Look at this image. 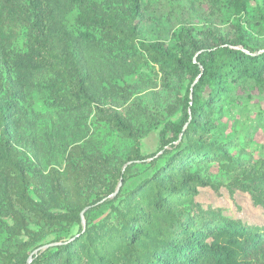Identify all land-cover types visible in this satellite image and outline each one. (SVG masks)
<instances>
[{"label":"trees","instance_id":"16d2710c","mask_svg":"<svg viewBox=\"0 0 264 264\" xmlns=\"http://www.w3.org/2000/svg\"><path fill=\"white\" fill-rule=\"evenodd\" d=\"M175 2L203 26L150 34L143 0H0V264H264V156L216 132L264 85V0ZM45 112L61 125L40 136Z\"/></svg>","mask_w":264,"mask_h":264},{"label":"rangeland","instance_id":"374dc122","mask_svg":"<svg viewBox=\"0 0 264 264\" xmlns=\"http://www.w3.org/2000/svg\"><path fill=\"white\" fill-rule=\"evenodd\" d=\"M145 3V15L143 17V24L145 25V31L148 33H154L155 36L166 34L172 25L183 22L187 19L192 25H201L204 23L205 16L204 11L200 10L196 6L198 3L193 2L191 7H196V10L190 8L181 12L180 8L175 5L177 0H143ZM194 1V0H193ZM181 12V14H180ZM152 33V34H153ZM144 94L143 96H145ZM148 99L147 97L145 98ZM225 111L217 124L216 132L220 135L222 141H229L237 139L240 142H249L252 151L246 153V157L252 158V160L261 159L264 156V122L260 120L262 114H264V85H259L251 81L241 85L236 92L232 95L230 102L224 106ZM30 119H35V115H31ZM175 119V118H174ZM34 121V120H33ZM60 118L56 113H47L40 115L39 117V135L49 134V128L55 130L61 124ZM159 130L151 132L144 137L140 142L141 153L145 156H150L157 152L160 147ZM169 135H167L168 137ZM231 154L236 155L237 150H232ZM49 164V158L42 160L41 166L47 167ZM58 162H52L49 167H54ZM137 180L131 183H136ZM223 191V190H222ZM225 193L224 191L222 192ZM200 201H213L225 203L230 207L232 211L235 208L232 206L230 200L224 197L222 202L216 201L210 191L204 190L198 197ZM235 201L243 211V215L246 218H252L255 221H262L258 209L251 207L248 198L242 193H236ZM31 229L36 230L34 224H31ZM52 238H48L45 242H49ZM7 240L4 236H0V248L7 246Z\"/></svg>","mask_w":264,"mask_h":264}]
</instances>
